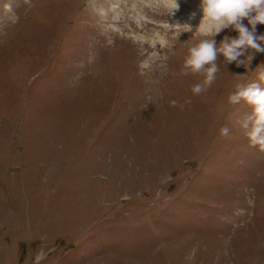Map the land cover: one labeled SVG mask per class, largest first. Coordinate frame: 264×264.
Masks as SVG:
<instances>
[{"label":"rangeland","instance_id":"rangeland-1","mask_svg":"<svg viewBox=\"0 0 264 264\" xmlns=\"http://www.w3.org/2000/svg\"><path fill=\"white\" fill-rule=\"evenodd\" d=\"M6 2L0 264H264V152L238 123L251 107L228 99L264 87V53L221 56L193 95L201 37L173 26L200 0H21L16 20Z\"/></svg>","mask_w":264,"mask_h":264},{"label":"clouds","instance_id":"clouds-1","mask_svg":"<svg viewBox=\"0 0 264 264\" xmlns=\"http://www.w3.org/2000/svg\"><path fill=\"white\" fill-rule=\"evenodd\" d=\"M22 3L31 6V0H22ZM159 4L169 11L179 7L177 0H159ZM19 7L21 0H7L3 5L7 18L18 19L15 10ZM198 17L199 23L194 25L193 21ZM244 20H247V25ZM257 25H264V0H200L196 11L189 15L187 22L173 26L182 27L194 36L198 34L201 37L196 45L188 49L189 55L185 58L182 70V75L192 73L204 76L202 83L192 87L193 95L207 91L216 81L220 71L218 60L221 56L227 67L234 63L240 68L253 61L256 54L264 53V34H258ZM225 30L234 31L238 35H224L217 43L216 37ZM259 81H264V71L259 74ZM228 99L232 105L244 101L251 107L252 111L238 123L250 146H258L264 152V87L258 82L249 83L247 86L237 84L236 91ZM172 104L175 106L177 102L172 101ZM229 132L230 129L226 126L221 129L224 136Z\"/></svg>","mask_w":264,"mask_h":264}]
</instances>
